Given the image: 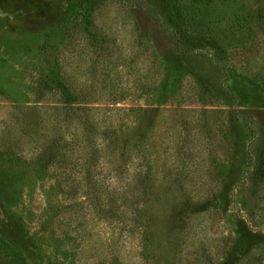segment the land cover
Masks as SVG:
<instances>
[{"label":"rangeland","instance_id":"374dc122","mask_svg":"<svg viewBox=\"0 0 264 264\" xmlns=\"http://www.w3.org/2000/svg\"><path fill=\"white\" fill-rule=\"evenodd\" d=\"M0 0V264H264V0Z\"/></svg>","mask_w":264,"mask_h":264},{"label":"trees","instance_id":"16d2710c","mask_svg":"<svg viewBox=\"0 0 264 264\" xmlns=\"http://www.w3.org/2000/svg\"><path fill=\"white\" fill-rule=\"evenodd\" d=\"M169 7L173 8V10L175 11V13H177V15L179 16V18H181L180 16H182V10L184 9L182 6L184 5V3H177L174 2L173 0H164ZM6 248H0V251H4Z\"/></svg>","mask_w":264,"mask_h":264}]
</instances>
